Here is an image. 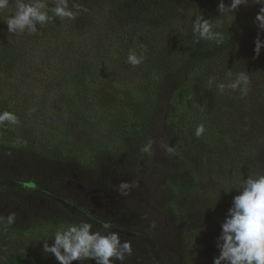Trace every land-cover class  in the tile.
Segmentation results:
<instances>
[{
    "label": "trees",
    "instance_id": "trees-1",
    "mask_svg": "<svg viewBox=\"0 0 264 264\" xmlns=\"http://www.w3.org/2000/svg\"><path fill=\"white\" fill-rule=\"evenodd\" d=\"M179 1L78 0L90 13L20 35L7 32L0 12V112L20 121L0 127V215L16 214L13 225L0 222V264H58L42 250L48 236L90 222L48 184L38 166L44 159L93 177L113 171L139 189L147 209L137 202L141 216L111 229L131 242L124 264H212L219 255L216 239L233 197L243 179L264 174V49L258 57L253 51L260 6L218 17L219 0ZM199 15L219 20L222 44L195 41L191 21ZM130 49L144 55L141 65L126 62ZM228 70L249 74L246 96L206 87L210 76L227 82ZM124 79L134 88L126 90ZM181 105L193 110L192 130L204 124L202 140L185 156L164 150L162 162L136 169L135 142L173 146L168 118ZM186 203L193 211L184 213ZM99 222L92 219L93 231Z\"/></svg>",
    "mask_w": 264,
    "mask_h": 264
},
{
    "label": "clouds",
    "instance_id": "clouds-1",
    "mask_svg": "<svg viewBox=\"0 0 264 264\" xmlns=\"http://www.w3.org/2000/svg\"><path fill=\"white\" fill-rule=\"evenodd\" d=\"M259 5V10L254 18L258 29L254 41V54L258 57L264 49V39L259 36L264 32V0H219L217 11L221 16H233L241 6ZM14 6V14L7 15L4 19L7 32L12 35L37 33V25L44 27L55 18L61 20H74L80 12L87 9L78 0H0V12H7ZM219 26L212 20H206L202 15L195 16L191 21V32L196 42L212 41L216 44L223 43V34L214 29ZM144 55L137 54L135 49H130L127 63L132 67L141 65ZM227 82H217L216 77L210 76L206 87L213 85L219 93L225 90L239 92L246 96L250 91L251 81L246 71H240L233 76L231 70L226 72ZM197 107H200L197 105ZM20 123L14 112H0V127L16 126ZM205 133L204 124L195 127L194 135L200 138ZM154 142L149 140L141 148L142 153H151ZM167 153H174L175 149L167 143L159 145ZM135 184L121 182L115 189L119 195H127L128 190ZM234 196L230 208L220 225L221 231L216 239L219 255L213 258L212 264H264V174L255 178L249 176L243 179L242 185ZM214 207V206H213ZM16 214L9 213L6 217L0 215V222L11 226L15 223ZM101 230L93 231L92 223L81 221L67 227L57 229L52 238L53 244H43V252L52 254L58 264H72L73 261H91L95 264H124L128 256L132 255L130 240L121 242L120 235L111 231L113 225L107 221L100 222ZM155 227V225H152Z\"/></svg>",
    "mask_w": 264,
    "mask_h": 264
},
{
    "label": "rangeland",
    "instance_id": "rangeland-1",
    "mask_svg": "<svg viewBox=\"0 0 264 264\" xmlns=\"http://www.w3.org/2000/svg\"><path fill=\"white\" fill-rule=\"evenodd\" d=\"M175 2H180L179 0H173ZM217 6L215 3L212 7ZM14 9V6L12 7ZM87 9V8H86ZM90 13V9L86 11ZM216 14L220 17L217 8ZM10 15V13H8ZM94 15V14H90ZM2 21H4L6 17L5 12H1ZM222 17V16H221ZM122 84L126 88V90L134 88L130 87L129 84L126 83V80H122ZM43 90V88H42ZM23 92V91H21ZM123 93V91H120ZM118 93H114L111 96V103L113 104L115 100H117L121 95ZM185 98V97H184ZM184 98H179L176 103L180 105ZM181 111L178 109V112L171 114L169 116V121L174 125L175 131V141L172 147L175 149V153H179V155L185 156L188 151L193 149V146L199 144L202 140L200 138H196L194 136L195 129L194 127V117L193 110H188L187 107L181 105ZM203 117V116H202ZM137 125L135 122L133 123L132 131L136 133ZM199 141V142H198ZM14 142V140H13ZM147 143L143 142H135L133 145L134 153V167L140 169L146 168L148 169L150 166L155 164V162H162L164 149L161 148L159 145L161 143L155 142L153 144L154 150L151 153H142L141 148ZM116 150L115 153H118V149L112 147ZM120 156V152H119ZM118 157V156H117ZM138 164V165H137ZM39 168L44 173V178L51 184L52 187L58 185V187L62 188L63 196L68 199L69 201L75 203L80 211H83L86 220H90L91 217H98L102 219V221L110 222L112 225L115 224L119 227H122L129 223L128 221L134 220L137 217L141 216L139 212V205L137 202L142 206V203L145 205V209H147L148 204H146L142 200V193L137 188H131L128 190L127 195H119L118 192L115 190L121 182H127L126 178H123L119 175H109L108 173L111 172H101L100 177H93L94 175L92 172L86 169H80L78 166L73 164H61L57 163L50 159L40 160L38 163ZM78 167V168H77ZM134 173V172H133ZM136 176L138 172H135ZM137 178V177H136ZM140 193V195H139ZM182 209L184 213L193 211V208L190 207V204L186 203L182 205ZM194 214H188V220L195 223ZM189 223V222H188ZM100 227V226H99ZM17 228V227H16ZM23 229H27V226L22 227ZM61 228V227H59ZM56 228L53 230L51 236H48L47 243L49 246H52L53 239L52 236L54 232L59 229ZM174 242V241H173ZM179 242V241H178ZM177 242V243H178ZM170 247H174L171 245ZM171 250L168 249V252ZM72 263L82 264L86 263L85 261H73Z\"/></svg>",
    "mask_w": 264,
    "mask_h": 264
},
{
    "label": "flooded vegetation",
    "instance_id": "flooded-vegetation-1",
    "mask_svg": "<svg viewBox=\"0 0 264 264\" xmlns=\"http://www.w3.org/2000/svg\"><path fill=\"white\" fill-rule=\"evenodd\" d=\"M92 219H94V220H96V221H100V222L102 221L100 218L96 217V218H91L90 220H88V221H90L89 223L92 222ZM100 222H99V223H100Z\"/></svg>",
    "mask_w": 264,
    "mask_h": 264
}]
</instances>
